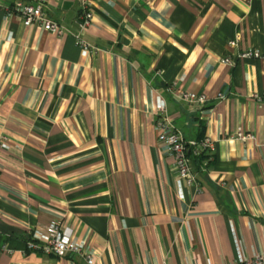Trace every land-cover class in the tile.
I'll list each match as a JSON object with an SVG mask.
<instances>
[{
  "label": "crops",
  "instance_id": "crops-1",
  "mask_svg": "<svg viewBox=\"0 0 264 264\" xmlns=\"http://www.w3.org/2000/svg\"><path fill=\"white\" fill-rule=\"evenodd\" d=\"M12 2L0 0V264H88L26 251L55 220L93 264L261 255L264 62L221 59L264 50V0H92L84 32L79 0H45L61 36L24 25ZM157 96L186 140L214 143L192 161L197 189L157 142Z\"/></svg>",
  "mask_w": 264,
  "mask_h": 264
},
{
  "label": "built area",
  "instance_id": "built-area-1",
  "mask_svg": "<svg viewBox=\"0 0 264 264\" xmlns=\"http://www.w3.org/2000/svg\"><path fill=\"white\" fill-rule=\"evenodd\" d=\"M45 0H13L9 11L19 16L24 25H38L44 31L55 36H61L64 29L57 23L50 20L47 13L43 10ZM80 31H87L93 23L91 11L92 0H79ZM75 44L85 50H89V45L80 38L79 34L73 36ZM237 39L230 40L229 46H235ZM257 59L264 62V50L244 49L239 51L234 58L226 56L221 59V63L234 65L239 60ZM180 99L188 103L204 104L206 98L193 92H180ZM264 98V95L262 96ZM259 100V97H256ZM155 112L159 119L155 122L157 131V142L161 143L165 150L173 159V167L177 177L188 186L198 188L195 175L191 164L193 158L212 155L214 143L208 138L203 137L198 140H186L182 134L174 127L170 118L165 114L164 101L160 97L155 98ZM235 139L243 143L252 139L251 134L244 133L240 129L235 134ZM211 157V156H210ZM209 157V159H211ZM26 251L54 255L58 258H66L73 255H82L88 264H93L94 259L91 254L84 252V245L73 239L70 229L65 228L61 220H55L47 226L34 229L29 233L25 242ZM164 264V263H163ZM235 264H264V251L253 260H244Z\"/></svg>",
  "mask_w": 264,
  "mask_h": 264
},
{
  "label": "trees",
  "instance_id": "trees-1",
  "mask_svg": "<svg viewBox=\"0 0 264 264\" xmlns=\"http://www.w3.org/2000/svg\"><path fill=\"white\" fill-rule=\"evenodd\" d=\"M199 139H201V138H199ZM201 157H203V156H200V157H197V158H193L192 161H194L196 164H199L200 165V163L202 162Z\"/></svg>",
  "mask_w": 264,
  "mask_h": 264
}]
</instances>
